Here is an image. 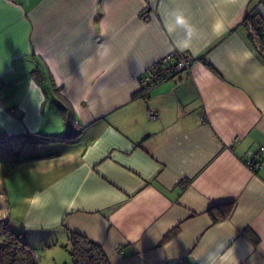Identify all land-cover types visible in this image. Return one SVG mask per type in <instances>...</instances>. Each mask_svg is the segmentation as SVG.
<instances>
[{
  "label": "crops",
  "instance_id": "1",
  "mask_svg": "<svg viewBox=\"0 0 264 264\" xmlns=\"http://www.w3.org/2000/svg\"><path fill=\"white\" fill-rule=\"evenodd\" d=\"M253 9L264 20V0H0V222L31 247L78 233L110 264H264ZM172 52L192 57L187 77L142 89Z\"/></svg>",
  "mask_w": 264,
  "mask_h": 264
},
{
  "label": "trees",
  "instance_id": "2",
  "mask_svg": "<svg viewBox=\"0 0 264 264\" xmlns=\"http://www.w3.org/2000/svg\"><path fill=\"white\" fill-rule=\"evenodd\" d=\"M242 25L248 29L250 45L261 58H264V20L260 18L256 10H248L242 20ZM64 124L65 126L70 124L68 118H64ZM3 192V188L0 187V194ZM233 208V203L216 205L211 207L208 213L213 222L217 223L227 219ZM2 227L0 264H37L35 252L32 251L27 237L23 233L13 232L8 225H2ZM63 247L68 250L72 264H110L98 245L78 233L68 232V244Z\"/></svg>",
  "mask_w": 264,
  "mask_h": 264
},
{
  "label": "built area",
  "instance_id": "3",
  "mask_svg": "<svg viewBox=\"0 0 264 264\" xmlns=\"http://www.w3.org/2000/svg\"><path fill=\"white\" fill-rule=\"evenodd\" d=\"M149 16V13H144L143 17L147 19ZM158 65L161 66V68L153 75L152 77L144 76L141 85L142 89H147L146 86H150L153 84H157L164 79L167 78H173L176 76L181 77H187V75L190 72V68L192 65V57L186 56L183 53L178 52H172L169 55H166L162 59L158 61ZM149 116L151 118H154L155 115L153 112L149 113ZM247 161L246 164L250 168H256L260 164V158L259 153H254L251 151L247 152Z\"/></svg>",
  "mask_w": 264,
  "mask_h": 264
},
{
  "label": "rangeland",
  "instance_id": "4",
  "mask_svg": "<svg viewBox=\"0 0 264 264\" xmlns=\"http://www.w3.org/2000/svg\"><path fill=\"white\" fill-rule=\"evenodd\" d=\"M2 225H8V223L3 221L0 227ZM2 241H3V236L0 235V245L2 244ZM59 244L60 245H58L57 247H50V248H47L45 245L41 246L40 248L37 247V245H35V247L30 246L36 252L35 256L37 259L36 261L37 264H72L68 250L63 247L68 244V240L60 241Z\"/></svg>",
  "mask_w": 264,
  "mask_h": 264
},
{
  "label": "clouds",
  "instance_id": "5",
  "mask_svg": "<svg viewBox=\"0 0 264 264\" xmlns=\"http://www.w3.org/2000/svg\"><path fill=\"white\" fill-rule=\"evenodd\" d=\"M166 23L170 32H175L178 29L183 32L182 38L175 42V47L180 51L191 49L193 40L196 38V32L184 14L173 12ZM31 83L33 82H30V84Z\"/></svg>",
  "mask_w": 264,
  "mask_h": 264
}]
</instances>
